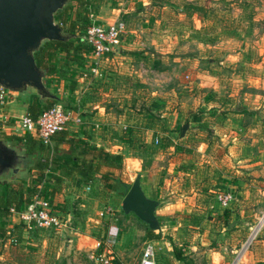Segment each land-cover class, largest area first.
I'll return each instance as SVG.
<instances>
[{
    "label": "rangeland",
    "instance_id": "obj_1",
    "mask_svg": "<svg viewBox=\"0 0 264 264\" xmlns=\"http://www.w3.org/2000/svg\"><path fill=\"white\" fill-rule=\"evenodd\" d=\"M89 1V9L94 12L104 6L105 11L106 8L107 10L116 8V4L119 2H125L132 7V16L119 17L124 21L126 32L134 27L140 18L142 19L141 22L145 23L144 27L146 28L157 26L156 22L154 24L150 22L147 25L144 21L147 9L141 6V2L137 0ZM61 10H64L66 24L69 21H74L75 24L81 26L87 20L84 8L79 6L75 0H68ZM150 11L157 18L166 20L171 26V30L168 29L160 37L161 41L157 43L158 46L169 47L170 50H174L176 47L185 54L204 57V60L198 65L208 74V84L203 91H195L197 96H201L207 91L212 96L217 97L213 104L216 111H242V118L239 123L257 124L260 131H258L256 138L258 141L264 140V0H152L147 12ZM193 11L195 13H192ZM180 12H191L194 14L192 16L201 21L198 22L192 17L188 20L180 15ZM201 17L202 19H200ZM192 25H196V28L191 29ZM175 26L177 27L175 28ZM190 29L191 31H188ZM74 33L76 34V29ZM78 33L80 34L81 31L78 30ZM81 36L82 33L79 37L81 38ZM155 54L158 57L157 60L168 63V57L165 56L169 54H165L163 57L162 53ZM55 57L54 72L48 76L50 82L47 83L45 77L43 82L51 93H57L60 102L72 108L74 107L76 80L79 79L81 70L88 67L92 61V56L90 54H74L75 58L66 60L63 52L58 50ZM119 58L121 59V57H114L111 63L110 59L107 61L104 58L100 59L98 68L101 76L92 79V83L79 101L81 109H83L84 103H88V100L92 98L93 100L98 99L111 111H123L129 131L128 129L124 131L119 126L116 131L120 134H130L132 130L129 125H133L131 121L140 117L138 114L153 111L156 108L157 104L154 100L156 96L150 93L151 87L154 86L147 82H141L140 78L133 74L132 70L136 67L134 57L126 53L121 61ZM212 88L214 90H211ZM30 93L35 95L34 90ZM254 112L256 115H253ZM149 115L154 114L150 112ZM148 117L151 118L150 120L153 119L152 116ZM223 118L225 120L222 119L224 121L221 124L216 121L217 132H213L214 129L201 131L210 145L215 144L211 143L213 140L212 142L217 141L220 146L213 149V152L217 149L222 150V142L232 138L227 137L228 134H234L226 131L227 124L232 123V121L226 120V116ZM7 122L9 123V121ZM68 128H73V126ZM0 130L17 136L24 135L20 131L12 132L7 125H4ZM4 135L1 132L0 139H3ZM240 136L244 140L248 137V132L242 131ZM3 140L12 145L18 153L23 154L27 160H30L31 156L24 150L22 144L15 146L8 140ZM37 141L39 140L37 139ZM139 150L140 148L137 147L133 153L141 156L145 161L151 159L152 152L148 148ZM224 150L226 151L225 148ZM223 154L224 152L220 155ZM187 155L191 156V154ZM196 165L198 166L188 167V170L195 168L197 171H194L192 176H187L186 179L183 178L182 180V183L185 184L184 192H188L184 198L189 199L191 203H194L196 199L197 201L193 206L196 209L192 207L189 211H181L179 208H169L165 211L169 214H164L166 216L163 222L168 223L170 219L176 218L182 226L185 223L183 221L188 223L191 216L192 220L194 219V222L197 223L195 224L196 228L187 226L184 229L181 228V239L173 247L180 253H183L181 247L186 248V256L181 261L175 262L172 252L173 259L166 255V253H170L169 249L167 252L158 250V244L149 240L155 243V254L160 253L161 258H163L160 260V264H233L236 256L234 264H249L244 262V257L252 247H255L257 252H260L261 258L264 259V244H261V241L264 240V176L258 175L256 187L247 192H242L245 188L231 190L232 200L225 208L229 206L241 210L242 212L236 213L235 219H242L244 224L240 228H230L228 232L224 231V235L220 225L211 224L207 220L206 210H201L203 199L201 200L200 193L198 192V195L195 196L189 193L190 188L195 189L202 184L199 173L200 165ZM29 167L30 164L26 165L25 168H19L14 174L0 176V181L13 183L22 180L23 191H25L30 187L31 182L29 180L34 178V171ZM115 170L118 179L126 178V173L124 176L122 171ZM45 172L49 175L51 173L46 168ZM140 172V168L138 171H133L130 182L134 175ZM52 176L56 177V174ZM95 177L94 187L90 191L92 196L101 197L109 191H112V195L115 193L116 196H119L118 193L123 188L121 184L116 181L108 182L109 188H105L102 182L97 181L99 180L98 176L95 175ZM50 185L52 187L49 186L48 189L51 191L49 200L54 203V209L61 212L62 216H69L67 224L69 234L54 230L24 232L22 226L14 220L0 217V264H93L88 260L87 253L94 249L96 241L104 242L106 237V226L101 222L107 221V219L101 218L98 227H93L90 224V219H98L96 216L99 206H101L100 203L91 201L89 206L87 200V197L90 199L89 193H84L82 187L76 186L70 179L58 181L52 178ZM239 190L240 193H238ZM210 200L214 205L213 208L221 209L215 197L211 196ZM80 202L86 203L87 206H80ZM188 207H190L189 204ZM120 211L116 212L110 209L111 214L107 215L108 218H112V223L116 227L113 237L114 243L109 249L116 263L137 264L144 242L147 241L145 239L147 226L132 213H128L124 217ZM86 222L90 226H86ZM189 224L195 226L193 222H189ZM253 232L251 237L250 234ZM11 237H15L18 243L12 244L10 242ZM249 239L251 240L249 241ZM223 244L228 245L233 249V252L222 247ZM217 250L221 252L222 258L217 255ZM194 251H198V254L196 255ZM190 254L195 258L190 257ZM252 264H264V260H258Z\"/></svg>",
    "mask_w": 264,
    "mask_h": 264
},
{
    "label": "crops",
    "instance_id": "obj_2",
    "mask_svg": "<svg viewBox=\"0 0 264 264\" xmlns=\"http://www.w3.org/2000/svg\"><path fill=\"white\" fill-rule=\"evenodd\" d=\"M137 1L141 2V6L146 8L147 11L152 3V0ZM116 6V8L108 10L106 8V11L104 9L105 6L97 9L96 12L93 11L95 20L100 23H108L120 16L123 18L132 16V7L125 4V2H119ZM147 11L144 21H146L147 25L150 22H153L152 24L156 22L157 26L155 28H146L144 27L145 23L141 22L142 19H138L136 25L134 24V27L127 30V32L125 31L126 33L122 35L119 46L110 53L112 55L109 54L104 59L105 61L110 59L111 63L114 57H121V59L119 58L121 61L126 53L133 56L134 60H136V67L132 72L137 78H140L141 82H147L149 85L154 86L151 87L150 93L156 96V99H154L157 104L156 108L153 111L138 114L140 117L131 121L133 125H129L132 130L130 134H120V132L116 131L118 126L124 131L127 129L129 131L125 123V113L123 111H111V109L101 104L98 99L93 100L91 98L88 103H84L83 109L80 106L82 123L73 126V128H67L65 131L68 137L72 136L90 145L101 147L109 153L121 155L123 161L121 173L124 176L125 173L127 175L125 179H120L122 183H130L133 171L141 169L139 185L143 194L158 202L154 216L158 223L157 230L160 236L152 241L158 244V250L161 249L167 252L169 249L170 253H166V255L172 258L171 252L176 242L181 239V230L185 226L196 228L195 224H197L194 219L192 220L191 216L189 217V222H193L195 226H191L186 221H183L185 223L181 226V222L174 217L168 223H163L166 216L164 214H169V212L165 213L167 209L179 208L181 211H189L197 201L195 199L194 203H191L189 199L186 200L184 198V195L188 192H184L185 184L182 183V180L183 178L186 179L187 176H192L194 171H197L195 168L188 170V167L198 166L196 164H199V173L202 180L201 186L195 189L190 188L189 193H192V196L198 195V192L200 193L201 200L203 199L201 210H206L207 220L211 224L220 225V229L225 235L224 231L228 232L230 228L234 229L243 226L244 222L242 219H235L236 213L242 211L229 206L221 209L213 208L214 205H212L210 197L216 198L220 193L231 192V190L237 188H245L242 192H247L256 187L258 175L264 176V140L258 141L256 138L258 131H260L257 124H252L251 122L247 124L239 123L242 118V111H216L213 104L217 97L212 96L207 91L202 93L201 96H197L195 91H203L208 84V74L198 65L204 60V57H195L189 53L185 54L176 47H174V50H170L169 47L158 46L157 43L161 41L160 37L168 29L171 30V26L168 25L169 23L166 20L157 18L152 11ZM180 13L188 20L191 17L196 19L195 16H192L195 11L192 13ZM196 20L198 22L201 21L199 19ZM193 28H196V25H192L191 29ZM191 29L188 31H191ZM155 53H162V57L165 54H169L165 56L166 58L168 57V63L157 60L158 57ZM81 84H84V82L80 79L76 80V89ZM212 84L214 83L212 82ZM211 90H214V88ZM31 91L32 89H27L24 93H7L6 101L2 106V115L7 116V121L10 122L13 118L26 111L27 103L31 99H35L30 93ZM195 98H197V101H195ZM36 99L40 100L38 96ZM150 112L154 115H149ZM223 115L226 116V120L232 121V123L227 124L226 131L234 134H228L227 137L232 138L222 142V150L217 149L213 152V149L220 146L217 141L212 142L213 140H211V143L215 144L210 145L201 131L203 129L211 131L214 129L213 132H217L216 121L221 124L225 120ZM253 115H256L255 112ZM148 116H152L153 119L150 120L151 118ZM183 125L186 128L182 133L181 127ZM242 131L248 132V137L244 140L240 136ZM54 143V140L51 139V146ZM137 147L140 148L139 151L148 148L152 152L151 159L145 161L141 156L134 154L133 152ZM57 148H66V144L60 142L57 144ZM222 152L224 154L221 156ZM187 154H191V156ZM216 154L218 155L216 156ZM68 164L70 165V163ZM107 170L116 174L115 169L105 166L99 168L100 172ZM55 174L59 180L70 179L76 186H81L84 193H89L90 199L87 197L89 206L91 201L100 203L101 206H99V211H97L98 217L96 216L98 219H90V224L93 227H98L101 218L107 219V221H102L101 223L106 226L105 240L111 247L114 243V236L108 234V229L112 227L116 230V227L112 223V218L107 217L111 213L105 212V209H113L116 212L121 210V200L124 196L122 194L123 190L118 193L119 196H116L115 193L112 195V191H109L104 196L94 197L90 194V191L94 187V181H96L95 174L92 175L89 181H85L84 177H81L76 170L67 169L63 172L57 171ZM97 181L100 183L99 180ZM86 185L90 186L87 190L85 189ZM240 192L239 190L238 193ZM104 203L106 204L104 205ZM51 204L54 209V203L51 202ZM188 204L190 207H188ZM79 205L87 206L86 203L81 202ZM193 208L196 209L195 207ZM54 212L62 220L69 221V216H62V213L56 209H54ZM99 212H103V215L99 216ZM127 214L121 213L124 217ZM7 218L9 219L8 216ZM86 226L90 225L86 222ZM253 234L254 232L250 234L251 237ZM180 243L182 244V241ZM261 244H264V240L261 241ZM222 247L229 252H233V249L228 245L223 244ZM180 249L183 251L181 255L183 257L186 256V248L181 247ZM194 252L196 255L198 254V251ZM216 253L222 258L219 250ZM189 256L193 257L192 254ZM155 259L157 264H160V260L163 258H161L159 253L155 256ZM173 260L175 262L181 261L175 258ZM258 260L264 259L261 258L260 252H257L256 248L252 247L245 254L244 262L252 264Z\"/></svg>",
    "mask_w": 264,
    "mask_h": 264
},
{
    "label": "trees",
    "instance_id": "obj_3",
    "mask_svg": "<svg viewBox=\"0 0 264 264\" xmlns=\"http://www.w3.org/2000/svg\"><path fill=\"white\" fill-rule=\"evenodd\" d=\"M76 3L84 8L86 16L88 13L90 1L89 0H75ZM86 18V17H85ZM56 21L61 23V27L64 32L72 35L71 38L66 41H44L40 47L33 52V58L36 65L45 71L44 77L45 81L48 83L50 79L48 76L54 72L55 56L58 50L63 52V56L66 60H72L74 54H90V47L84 43L79 35L83 33V29L88 24V18L83 23V25L78 26L74 21H69L67 24L65 22L64 10L56 13L54 16ZM76 29V34L74 30ZM78 30L81 33H78ZM77 58V57H76ZM44 81V80H43ZM44 83V82H43ZM46 87V86H45ZM50 92V91H49ZM51 93V92H50ZM53 98L46 99H36L37 96L32 95L35 99H31L26 105V112L32 117H35L40 110L51 106L53 103L60 101L57 93H51ZM1 128V122H0ZM3 132L4 138L14 144L15 146L23 145L24 150L30 154V169H33L34 173L33 179H30L29 188L23 191V181L18 180L11 182L0 181V217H5L6 219L7 209L9 206L13 205L16 209H20L24 204L30 201L32 194L36 192V184L40 185V193L49 200L51 197V191H49V186L52 183V178L57 171L76 170L81 177H84L85 181L91 180L92 175H97L100 183L104 184L105 188H109L108 182H114L122 185V194L124 195L128 190L130 183H122L111 171L100 172L99 168L102 166L117 169L118 171L123 170L122 156L119 154L109 153L101 147L95 145H90L86 142L75 139L74 137L66 136V131L57 133L51 137L54 140V145L50 149L37 141L35 137L28 134L23 136H17L13 133H6L0 130V134ZM66 144V148H57L58 143ZM78 146V147H77ZM46 150V152H45ZM79 161V163H77ZM70 163V165L68 164ZM45 168L50 175L45 172ZM54 171V173H53ZM53 173V174H52ZM107 181V182H106ZM51 190V189H50ZM123 213V211H120ZM159 231H155L145 228V239L153 240L159 238ZM173 257L176 260H182L183 256L178 250L172 249Z\"/></svg>",
    "mask_w": 264,
    "mask_h": 264
},
{
    "label": "water",
    "instance_id": "obj_4",
    "mask_svg": "<svg viewBox=\"0 0 264 264\" xmlns=\"http://www.w3.org/2000/svg\"><path fill=\"white\" fill-rule=\"evenodd\" d=\"M67 1L0 0V88L13 93L32 89L39 99L54 97L43 83L45 71L36 65L33 52L44 41L71 38L72 35L54 22V15ZM181 128L183 133L186 127ZM29 162L12 145L0 139V176L14 174ZM139 178V174L134 175L122 197L121 210L135 215L149 229L157 230L154 210L158 202L143 194ZM63 232L69 234L68 228Z\"/></svg>",
    "mask_w": 264,
    "mask_h": 264
},
{
    "label": "built area",
    "instance_id": "obj_5",
    "mask_svg": "<svg viewBox=\"0 0 264 264\" xmlns=\"http://www.w3.org/2000/svg\"><path fill=\"white\" fill-rule=\"evenodd\" d=\"M88 24L83 29L81 40L90 47V55L92 61L86 69H82L79 79L84 85H79L74 91V107H69L58 101L51 106L46 107L35 116L32 117L26 111L13 118L9 123L7 116L2 115V106L4 105L8 91L0 88V122L1 128L7 125L12 132L20 131L23 134L34 136L40 143L51 147V137L57 133L66 130L68 127L77 126L82 123L80 111V98L86 92L88 86L92 83V79L100 77L98 62L101 58L112 53L120 44L122 35L126 31L124 21L119 17L108 23H100L95 20V14L91 9L87 13ZM58 26L61 23L54 20ZM62 28V27H61ZM63 94V93H62ZM8 123V124H7ZM0 128V129H1ZM48 171V170H47ZM90 186L86 185L85 189ZM40 185L36 184V192L32 194L30 201L24 204L20 209H16L13 205L7 209L9 219L20 224L24 232L32 230H54L62 231L68 228V220H62L58 217L52 207L51 202L40 193ZM232 200L230 192H223L216 196V201L221 208H225ZM110 212V209H105ZM103 212H99L102 216ZM116 230L109 227L108 234L114 236ZM10 242L17 244L15 237H11ZM94 249L87 253V258L93 264H118L110 251L109 243L96 241ZM155 243L147 240L141 250V254L137 264H157L155 260Z\"/></svg>",
    "mask_w": 264,
    "mask_h": 264
}]
</instances>
